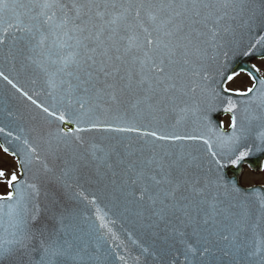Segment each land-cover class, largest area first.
Wrapping results in <instances>:
<instances>
[{
	"label": "snow or ice",
	"instance_id": "6c2138e0",
	"mask_svg": "<svg viewBox=\"0 0 264 264\" xmlns=\"http://www.w3.org/2000/svg\"><path fill=\"white\" fill-rule=\"evenodd\" d=\"M0 80V264H264V0H0Z\"/></svg>",
	"mask_w": 264,
	"mask_h": 264
},
{
	"label": "water",
	"instance_id": "95a60500",
	"mask_svg": "<svg viewBox=\"0 0 264 264\" xmlns=\"http://www.w3.org/2000/svg\"><path fill=\"white\" fill-rule=\"evenodd\" d=\"M252 61L254 60H250L249 58L246 57H236L232 59L230 61L229 73H231L233 69L238 71L240 67H247ZM13 92L14 90L11 89V86L6 85V82L0 80V101H3L5 98L11 97ZM9 103L14 106L19 105V102L15 99H10ZM6 123L7 121H3V119L0 118V126H3ZM3 142H4V138L2 135H0V143ZM245 166L250 167L252 171L256 172L253 167L247 164ZM236 174H238V170L229 172L230 176H234ZM101 207H103V205H101ZM112 227H113V231L116 232L117 237L119 238L118 242H123V244L126 246L125 248L118 249V251H120L121 254H125V252H130L132 256L137 255L139 252V249L137 247V243L139 242L137 237L139 236V234L137 233L136 235H132L131 238H129V233L135 231L133 225L131 223L124 222V226L121 227V223L118 221L117 224ZM145 243L146 244L150 243V241H146ZM129 264H131V261H129Z\"/></svg>",
	"mask_w": 264,
	"mask_h": 264
},
{
	"label": "rangeland",
	"instance_id": "374dc122",
	"mask_svg": "<svg viewBox=\"0 0 264 264\" xmlns=\"http://www.w3.org/2000/svg\"><path fill=\"white\" fill-rule=\"evenodd\" d=\"M244 77L240 75V77H237L236 81H234L230 87L233 89H244L246 80L243 79ZM0 166H6L9 170L17 171L18 167L16 164V161L4 154L2 151H0ZM256 183L264 184V173L262 175H254L250 171H245V175L242 178V184L245 186H252ZM5 189L3 186H0V194L4 193Z\"/></svg>",
	"mask_w": 264,
	"mask_h": 264
},
{
	"label": "flooded vegetation",
	"instance_id": "af4514ba",
	"mask_svg": "<svg viewBox=\"0 0 264 264\" xmlns=\"http://www.w3.org/2000/svg\"><path fill=\"white\" fill-rule=\"evenodd\" d=\"M241 76H243V77H244L243 79L246 80V82H245V86H244L245 88H244V89H246L247 87L251 86V81L249 80V78H248L247 76H245V75H241ZM236 79H237V78H236ZM236 79L233 80L231 83H228L227 86H228L229 88H231L230 85H231L234 81H236ZM231 89H233V88H231ZM244 89L241 88V89H233V90H244ZM256 184H260V183H256ZM256 184H255V185H256ZM253 185H254V184H253Z\"/></svg>",
	"mask_w": 264,
	"mask_h": 264
}]
</instances>
